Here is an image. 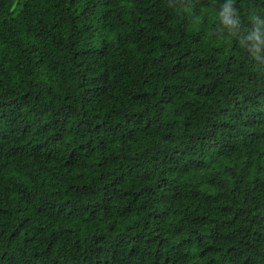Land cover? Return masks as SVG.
<instances>
[{"label":"trees","instance_id":"16d2710c","mask_svg":"<svg viewBox=\"0 0 264 264\" xmlns=\"http://www.w3.org/2000/svg\"><path fill=\"white\" fill-rule=\"evenodd\" d=\"M0 264H264V0H0Z\"/></svg>","mask_w":264,"mask_h":264},{"label":"clouds","instance_id":"9594fccd","mask_svg":"<svg viewBox=\"0 0 264 264\" xmlns=\"http://www.w3.org/2000/svg\"><path fill=\"white\" fill-rule=\"evenodd\" d=\"M219 15L223 17V22H224V23H231V19H230V17H231V12H230L229 9H225V10H224L223 12H221ZM257 39H259V37H257Z\"/></svg>","mask_w":264,"mask_h":264}]
</instances>
